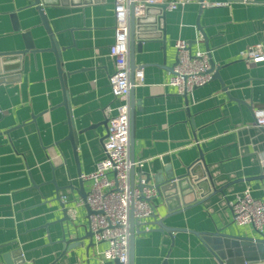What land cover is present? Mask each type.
<instances>
[{
  "label": "crops",
  "instance_id": "crops-1",
  "mask_svg": "<svg viewBox=\"0 0 264 264\" xmlns=\"http://www.w3.org/2000/svg\"><path fill=\"white\" fill-rule=\"evenodd\" d=\"M45 1L58 58L49 50L33 0H0V54L22 51L25 32L34 44L32 52L0 58V264L3 253L16 249L22 252L21 264H101L97 251L105 242L89 236L70 247L61 241L63 235L72 239L87 231L88 207L74 192L75 215L69 210L71 221L56 222L63 214L52 201L55 189L48 181L54 170L57 185L69 178L78 186L81 175L94 171L103 157L107 109L117 104L108 85L114 0ZM205 1L222 4L200 7V0H187L166 10L158 22L165 35V65L175 63L178 39L188 42L191 53L208 47L227 88L213 78L191 94H178L168 84L172 72L163 67L161 42H144L134 55L143 82L133 89L132 134L134 160L140 163L135 179L146 173L151 184L154 177L166 181L201 159L211 191L172 213L159 193L154 214L137 223L141 232L134 236V264H219L201 238L207 232L264 239V229L238 225L231 212L245 189L264 200V130L253 123L254 109L264 107V62L241 57L256 43L264 50V0ZM156 12L150 8L146 18L155 19ZM64 91L76 133L75 154ZM82 180L87 194L91 181ZM58 195L62 201L71 198L68 190ZM163 217L171 231L155 225Z\"/></svg>",
  "mask_w": 264,
  "mask_h": 264
},
{
  "label": "built area",
  "instance_id": "built-area-1",
  "mask_svg": "<svg viewBox=\"0 0 264 264\" xmlns=\"http://www.w3.org/2000/svg\"><path fill=\"white\" fill-rule=\"evenodd\" d=\"M187 0H114V41L108 52L113 59V71L108 78L112 96L117 101L108 107L106 134L102 140L103 157L94 171L81 175L91 181L84 203L91 211L87 227L95 242H105L104 249L97 251L101 264H129L130 218L139 223L154 214L153 199L159 195L155 184L139 176L131 182L130 169L140 166L129 156L130 90L143 82V72L135 69L130 77L129 19L142 16L148 6L166 3V10L185 5ZM200 3V2H199ZM203 6L221 5V2H201ZM176 64L168 84L180 95H188L212 79L207 52L191 53L183 39L174 43ZM241 57L253 63L264 62V50L256 43L241 53ZM253 123L264 130V107L254 109ZM232 218L238 225L250 224L258 232L264 229V200L251 195L249 189L239 193L231 204Z\"/></svg>",
  "mask_w": 264,
  "mask_h": 264
},
{
  "label": "water",
  "instance_id": "water-1",
  "mask_svg": "<svg viewBox=\"0 0 264 264\" xmlns=\"http://www.w3.org/2000/svg\"><path fill=\"white\" fill-rule=\"evenodd\" d=\"M205 0H200V7L203 5L201 2ZM45 0H33L34 5L37 7L40 20L44 30L46 31L49 41L50 48L52 52H54L59 57L58 52L59 48L55 41V36L52 35L50 28L48 26L46 15L44 14L43 7L47 4ZM166 3H161L157 5L148 6L144 14L142 16L135 17L133 12L130 13L129 19V65H130V77L133 78V73L135 69L139 67L135 66L134 63V55L135 52L142 51V44L147 41L158 40L162 44L163 50V67L168 68L171 72H173V67L175 63L167 67L165 65V35L163 33V27H161L158 22L163 20L164 13L166 11ZM150 8H155L157 10V14L155 19H147V15L149 13ZM197 29L200 31L203 39L205 40V34L201 29L199 23H197ZM24 38L26 40L24 44V49L22 51H17L15 53L10 54H0V58H9L10 56L19 57L22 54L27 53L28 51H34V44L30 40V36L28 32L23 33ZM206 46V43H205ZM208 46V45H207ZM208 58H209V72L212 73V79L216 78L223 85V88L227 87L222 83L220 76L218 75L219 66L215 65V63L210 58V53L208 47H206ZM60 80L63 83V75L60 73ZM63 85V84H62ZM133 89L130 90L129 100H130V134H129V156L130 160L134 162V154H133V116H134V105H133ZM185 96V95H184ZM66 94L64 91L62 105L65 107L68 115V124H69V133L68 139L70 140L74 154H75V146H76V133L74 131V125L71 118V113L69 111V105L66 99ZM242 103V101H239ZM139 102H136L138 105ZM130 178L131 182L134 181V167L132 166L130 169ZM145 179L147 182L151 179L150 175L145 173ZM162 180L160 177H154L155 185L159 189V193L163 195L164 201L166 205L169 206V213L173 211L180 210L183 207L189 206L196 202L199 197H203L206 193L211 191L210 180L208 176V172L202 162V160L195 161L190 167H188L186 173L179 177H173L172 175H168L165 179ZM54 186L55 189V197L52 201L57 202L58 207L61 209L62 217L56 222L63 223L64 221H71V216L68 215L69 210L73 212L75 215V204H77L76 198L74 196V192L81 197L83 203L86 196V191L84 189L83 180L80 179L78 181V186L68 178V182L65 185H57L56 177L54 174V170L52 172L51 180L48 181ZM60 190H68L71 194V198L62 201L59 197ZM170 204H176L175 206ZM86 205V204H85ZM87 206V205H86ZM91 211L88 209V214ZM88 216V215H87ZM164 217L162 219L156 220L155 225L159 231H171L173 228L164 225L163 223ZM141 231L138 228L137 223L134 222L133 218H130V238H129V264H134V253H133V245H134V236L135 234H139ZM67 236L71 235V231L67 228L66 231ZM77 234V233H76ZM92 237L91 232L88 230L83 235H75L72 239H66L65 235L62 236L61 241L72 243L70 247L77 246L82 240L87 237ZM202 240L208 245L210 250L216 256L219 264H245L256 261H264V239H256L253 237L247 236H229L224 235L222 233H213L207 232L201 235ZM3 264H21L23 261L22 252L20 249L13 250L11 252L7 251L2 254Z\"/></svg>",
  "mask_w": 264,
  "mask_h": 264
}]
</instances>
